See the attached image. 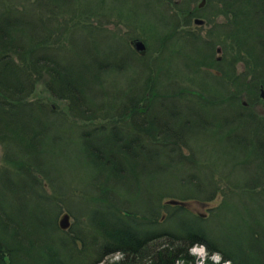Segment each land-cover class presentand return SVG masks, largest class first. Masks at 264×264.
Masks as SVG:
<instances>
[{"label":"trees","instance_id":"trees-1","mask_svg":"<svg viewBox=\"0 0 264 264\" xmlns=\"http://www.w3.org/2000/svg\"><path fill=\"white\" fill-rule=\"evenodd\" d=\"M7 1L0 0V143L5 159L14 168V172L7 169L1 170L0 166V264H194L196 260L189 249L197 242L206 245L211 253H221L223 258L231 264H264V249L256 250L254 255V247H238V243L235 242L226 243L228 247L221 245L207 226L210 220L219 215L223 206L227 204L226 201L229 202L235 196L246 194L252 197L257 194L259 200L264 201V165L257 168L258 178L253 183H249L247 179L233 181L229 175L214 170L206 178L203 174L197 175V172H204L207 162L205 161L204 166L195 162L197 160H186V156L180 153V146L183 147V145L179 143V140L180 137L186 140L188 133L184 127L191 125L189 121L183 123L181 111L175 114L178 117L177 125L163 123L159 120V115L148 113L153 106L146 105L143 99L154 96L151 91L148 94V91L159 82L153 85L148 83L151 80L150 74L146 78L144 91L135 98V103L130 107L123 106L121 112L124 117L127 114L132 119L136 118L135 116L139 119V114L142 112L148 113L149 117L145 115L144 122L150 125L149 120L154 121L158 129L161 125L165 126L170 139H174L173 143L170 139H161L160 130L156 138L154 135L156 130L148 125L145 127L153 129V133L145 134V130L142 128L139 130L138 127L126 128L119 125L118 121H114L111 127L106 124L96 126L89 130L91 132H88L87 136L92 140L93 131L95 133L103 129L116 130L124 140L113 144L110 138H102V145L108 150H115V153L127 161L126 165L129 169L131 162L127 154L123 152L127 147L133 152L132 155L136 160L160 162L162 170L179 165L188 167L190 172L192 167H196L195 169L199 170L193 172L192 181L181 182L183 186L195 187L196 192L187 194L163 192L156 196L152 194L147 208L139 210L122 205L120 202L124 195L116 192L115 187L106 180L102 185L103 193L97 192L92 197L89 212L74 214L65 203V197L68 194L63 192L60 194L64 198L63 202L67 209L58 207L56 201L59 199L43 191L41 179L34 173L39 171L54 187L55 184L42 170L40 158L30 156L38 150L46 135L48 124H52V119L56 117L53 114L55 111L49 110L41 99H30V96L38 81L46 78L45 75H47L48 78L45 80L47 90L55 99H66L72 113L86 116L98 106L91 108V104L85 98V91L91 90L90 82L86 79L82 80L86 76L82 74L81 77L80 74L75 83L74 75L78 76V71L73 67H63V62L57 59L59 57L57 52L54 57L52 56L54 52L50 51L57 48L63 50L64 46L63 37L55 36L54 16L50 14L57 12L55 17H61L58 14L62 13L60 11L63 9V3H70L71 0H31L25 9H18ZM214 1H217L219 5L213 12L214 18L222 17L224 22L219 23L215 19L205 20V24L213 23L206 33L207 37L203 38L199 30L204 26H198L193 30H180L182 25L180 14H185L184 24L190 26L194 17L199 16L200 13L197 9L178 7L176 11L179 14L163 16L162 20L168 30L165 38L160 39L159 49L162 51L171 39H176L182 46L191 49L192 55L185 56L187 68H192L194 64L195 67L192 69L194 73L205 72L207 79L216 81L220 79L219 77L228 75L221 70L220 75L211 73V68L218 60L216 57L218 46L224 50L219 63L227 61L226 66L233 72L228 75L229 81L237 90L228 89L227 85L222 90L206 89L205 93L210 95V105L205 108L231 106L234 111H240L242 119L238 120L236 127L231 129L229 134L238 129H247L249 137L238 136L235 139L247 141L249 144L254 138L264 137V115L259 114L261 120L254 122L257 119L253 109L242 105L243 96L235 83L243 86L249 77H252L247 84L249 83L248 87H251L257 98L247 101L252 107L258 100L264 105V99L259 92L260 85L264 84V0H207V3L211 5L216 3ZM103 2L105 0H99V4ZM97 8L98 6L87 9L78 8L87 17H82L81 22L84 19L89 21L86 28H99L96 22L93 23ZM60 28L64 29L63 26ZM249 32L253 34L251 38H247ZM133 53L139 57L137 58L140 63L143 62L142 58L147 56V54L141 56ZM258 56H261L260 60ZM239 63L246 66V71L236 74L235 66ZM165 68L162 65L160 70V75L163 77L160 81H168V85L162 87L165 90L163 92L166 93L164 98L161 97L162 101L169 98L180 100L187 95L189 88L176 83L179 80L178 74L173 70L167 71ZM182 79H187L186 82L193 85L197 82L190 78L189 73L188 77L185 75ZM158 98H153L155 105L158 103ZM205 103H207L206 95ZM119 108L120 106L116 105L114 110ZM110 113V110L103 113L106 121L110 118L108 116ZM129 117L127 116L128 119ZM259 158L264 162V156ZM201 165L202 168H198ZM31 177L33 180H30ZM120 179L122 177L115 175L113 182L122 185L123 183L118 182ZM230 181L233 185H229ZM224 187L227 188L223 189ZM257 188H259L258 191L255 190ZM234 189L240 192L235 193ZM35 192L46 195L57 204L58 210L52 225L40 228L41 217L37 212H31L27 208L25 200L32 194L38 197ZM165 194L184 201H212L221 195L224 204L212 208L205 218L187 206L164 204L167 200H165ZM61 196L59 197L62 200ZM162 197L164 201L162 200L161 205ZM15 200L16 204H13ZM154 200H157V203L153 206ZM66 212L70 214L73 221L68 230H63L58 221ZM26 216L33 219L32 223L25 221ZM81 217L84 218L83 222L91 234L82 228ZM259 223L264 226V218L259 220ZM171 224H176V229L171 227ZM10 228H12L11 231ZM261 231H264V228L255 230L250 235L257 246L263 245L264 242ZM88 253H91L90 258L84 259L83 257ZM115 253L123 255L121 260L115 263L107 262V258Z\"/></svg>","mask_w":264,"mask_h":264},{"label":"rangeland","instance_id":"rangeland-1","mask_svg":"<svg viewBox=\"0 0 264 264\" xmlns=\"http://www.w3.org/2000/svg\"><path fill=\"white\" fill-rule=\"evenodd\" d=\"M201 1L105 0V2L99 4V0H71L70 3H63V9L60 11L62 13L58 14L61 17H55L57 12L50 14L54 16L55 24L53 27L56 29L55 36H62L64 43L63 50L59 48L50 50L54 52L52 56L55 57L57 52L59 56L57 59L63 62V67H73L78 71V77L80 74L81 77L82 74L86 76L82 80L86 79L90 82L91 90L85 91V98L91 104V108L98 106V108L86 114L88 118H93L92 120L84 119L83 117L86 116H81L78 113H72L66 99H55L47 90L45 85V80L48 78L47 75H45L46 78L38 81L33 94L30 96V99H41L49 110L53 109L55 111L53 114L56 117L52 119V124H48L46 135L37 148L38 150L30 156L31 158L34 156L40 158L42 170L55 184L54 187L39 171L34 173L41 179L43 191L59 199V201H56L59 208L64 207L67 209L63 202L64 198L60 194L63 192L68 194L65 197V203L74 214L80 215L89 212L92 197L97 192L98 194L103 193L102 185L106 180L115 187L114 190L116 192L124 195L123 200L120 202L122 205L139 210L147 208L152 194L156 196L163 192L177 194L196 192L195 187L181 184L182 181H192L193 172L199 170L195 169L196 167H192L190 172L188 167H180L179 165H173L168 169L162 170L160 162L136 160L132 155L133 152L127 147V149L124 148L125 151L123 152L127 154L126 156L131 162V168L129 169L126 165L127 161L122 159L118 153H115V150H108L106 146L102 145V138H110L113 144L124 140L122 135L118 134L116 130L103 129L95 133L93 131L92 140L87 136L88 132H91L89 130L94 129L96 126L100 127V125L106 124L111 127L114 121H118L119 125L126 128L131 126L132 129L139 127V124L145 126L144 121L141 123V119H137V116L132 119L126 114L124 117L121 111L124 108L123 106L130 107L135 103V98L144 91V85L147 83L146 78L149 74L151 80L148 83L153 85L159 82L155 84L152 90L148 91V94L151 91L154 96L143 99L146 105L153 106L148 113L159 115V120L163 123L177 125L178 117L175 114L181 111L183 123L189 121L191 125L184 127L188 133L186 140L183 137H180L179 140V143L184 147L180 146V153L186 156V160H196L195 154L202 160L195 162H199L204 166L205 161L207 162L204 172H197V175L203 174L206 178L214 170L221 174L229 175L233 181L235 179H247L249 183H253L258 178L256 170L260 165H264V162L259 158L261 156L247 144V141L235 139L238 136L249 137V131L247 129H238L232 131L231 135L229 134L232 129L230 127L231 121L236 118V112L233 107L205 108V106L210 105V95L205 93L206 89L222 90L226 88L222 83H226L228 89L237 90L233 83L229 82L228 75L233 74V72L226 66L227 61L219 63L217 60L213 68H211L213 75H219L220 70L228 74L219 77L220 79L218 78L219 80L216 81L210 78L207 79L205 72L194 73L192 70L195 67L194 64H191L192 68H187L185 56L192 55L191 49L182 46L181 42L176 39H171L167 47H163L162 51L159 49L160 39L165 38L168 30L162 20L163 16L166 17L168 14L178 13L176 11L178 7H188L191 10L197 9L200 13L197 17L205 20L215 19L213 12L219 6L217 1H214L216 3L211 5L206 3L205 6L200 8L199 4ZM30 2L31 0L7 1V3L13 4L18 9H25ZM97 6V13L93 17V23L96 22L99 28H86V24L89 21L84 19L81 22L83 20L82 17H87L78 8L87 9L96 8ZM99 12L100 14H98ZM184 15L180 14L182 21L180 30H193L198 27L193 23L194 19L190 26H185ZM215 20L219 23L224 22L222 17ZM74 24L75 26H73ZM212 25L213 23H207L200 26H204L199 29L203 38L207 37L206 33ZM61 26L64 27L63 30L60 28ZM66 27H68V31L65 32ZM252 35V32H249L247 38ZM138 38L144 41L147 51V56L142 58L143 62L141 63L138 61L139 57L133 55V52L137 54L138 51L136 52L133 49L132 42ZM222 51L224 54V50H221V53H216L217 58L222 56ZM257 58L260 60L261 56ZM162 65L166 67L167 71L173 70L174 73L178 74L179 80L176 83L189 88V92L185 96L190 97L189 101L185 97L180 100L169 98L162 101V98L166 95L162 87L168 85L167 80L164 79V82L160 81L163 79L160 75ZM241 71H246V66L243 63L235 66L236 74L241 73ZM188 73L191 79L197 81L195 85L186 82L187 79H182L185 75L188 77ZM66 77H69V75H66ZM250 78L252 79V77H249L247 82L250 81ZM74 82L76 83V77ZM205 95L207 96V103H205ZM157 97H159L158 103L155 105V99L153 98ZM245 100L247 98L243 97L242 101ZM113 104L120 106L119 110H114L116 105ZM107 107L108 109H105ZM106 110L111 112L108 114L110 118L107 121L104 119L105 115L103 114ZM148 113L142 112L138 114L141 117L145 115L149 117ZM149 122L153 128L154 121L149 120ZM161 126H159V129H154L156 130V138H158L160 130L161 139H170L169 133L165 131L166 127ZM170 142L173 143L174 139H170ZM202 165L198 166V168L201 169ZM0 166L1 170L7 169L12 171V173L14 172V168L5 159L1 143ZM115 175L122 177L118 181L123 183L122 185H117L113 182ZM30 180H33V177ZM229 185H233V183L231 182ZM226 188L224 187L223 189ZM234 192L239 193L240 191L234 189ZM35 193L38 194V197L32 194L25 200L27 208L31 212H37L41 217L40 228L52 225L58 210L57 204L42 193ZM59 196L62 197V200ZM164 197L166 200L171 198L172 195L165 194ZM163 199L162 197L161 205ZM156 203L157 200H154L152 205L154 206ZM226 203L219 215L207 223L213 236L221 245H226L227 247L226 243L228 242L238 243V247H254V255L256 250L264 249V242L263 245L257 246L250 237L253 231L264 228L263 224L259 223V220L264 218V201H260L257 194L252 195V197L245 194L235 196L229 202L226 201ZM13 204H16V200ZM221 204L223 205L224 201L220 197L205 206L196 200L189 202L192 210L202 214H205L209 207L220 206ZM83 220L84 218L81 217L82 228L91 234ZM25 221L32 223L33 219L26 216ZM176 226V224H171V227L175 229ZM11 230L12 228H10ZM261 232L264 235V231ZM206 250L207 260L203 264H208V262L227 264V262H230L228 260L227 262H217L215 258L219 256L214 253H209L208 255L207 247ZM189 251L194 260H196L194 264L200 263L199 259L194 256L193 250L190 248ZM90 256L91 253H88L83 258L89 259ZM122 257V254L115 253L110 255L106 261L115 263L120 261Z\"/></svg>","mask_w":264,"mask_h":264},{"label":"bare ground","instance_id":"bare-ground-1","mask_svg":"<svg viewBox=\"0 0 264 264\" xmlns=\"http://www.w3.org/2000/svg\"><path fill=\"white\" fill-rule=\"evenodd\" d=\"M76 78H78V76H76V75H74ZM74 77V78H75ZM230 82V81H229ZM224 86L225 85H227L226 83H222ZM236 84V86L238 87V88H240L239 90H240V93L242 94V96L246 99L247 98V100H250V101H253V100H255L257 97L256 96H254V93H253V90H251V87H248V84L247 83H245L243 86H241V84L240 83H235ZM236 112V118L233 120V121H231V125H230V127L233 129L234 127H236V125H237V122H238V120L239 119H242V114H241V112L239 111H235ZM255 119H256V117H255ZM255 123L256 122H258V121H254ZM253 122V123H254ZM142 129L143 130H145V134L146 133H153V129H151V128H148V127H142ZM155 135V134H154ZM159 135V134H158ZM174 152V151H173ZM188 153V152H187ZM194 156H195V158H196V160L197 161H202V160H200L195 154H194ZM173 199V198H172ZM164 204H165V202H164ZM168 205H171V206H174V205H177V204H168ZM191 249L193 250L192 252H193V254H194V256H196L198 259H199V262L200 263H198V264H203V263H205L206 262V260H207V250H206V245H204L203 243H200V242H197V243H194L193 245H191ZM209 253H211V252H209L208 251V255H209ZM214 254H216L217 256H219V257H216L215 258V261H217V262H227V260H225L224 258H223V255H221V253H219V252H213ZM212 253V254H213ZM221 256V257H220ZM208 264H210V262H208ZM227 264H231V263H228L227 262Z\"/></svg>","mask_w":264,"mask_h":264},{"label":"water","instance_id":"water-1","mask_svg":"<svg viewBox=\"0 0 264 264\" xmlns=\"http://www.w3.org/2000/svg\"><path fill=\"white\" fill-rule=\"evenodd\" d=\"M206 3V0H202L201 3L199 4V7H203ZM195 24L197 25H203L205 23V20L204 19H201V18H196L195 19ZM133 45L135 47V49L140 53V54H145L146 53V45L145 43L141 40V39H135L133 42ZM218 52H221V49L218 48ZM220 59V57H219ZM263 92H262V96L264 97V89H262ZM189 202L190 201H181V200H178V199H168L165 203L166 204H179V205H184V206H187L190 208L189 206ZM202 203L203 206H205L207 203H204V202H200ZM59 226L60 228H62L63 230H68L71 226V216L69 213H64L60 216L59 218Z\"/></svg>","mask_w":264,"mask_h":264},{"label":"flooded vegetation","instance_id":"flooded-vegetation-1","mask_svg":"<svg viewBox=\"0 0 264 264\" xmlns=\"http://www.w3.org/2000/svg\"><path fill=\"white\" fill-rule=\"evenodd\" d=\"M243 104L246 106V107H251L253 108L254 112V116L256 117L257 121L259 122L261 120V117L259 116V114L261 116L264 115V105L261 103L260 100H258L252 107V105H250L249 102H243ZM144 117H141L139 116V119L143 120ZM144 121V120H143ZM145 123V122H144ZM143 123V124H144ZM142 127H145V126H141L139 125V130L142 128ZM258 130V129H257ZM258 139V140H257ZM257 139H253L251 141V143H249L248 145L251 146L255 152H257V154L259 156H264V137L263 138H257ZM261 140V141H259ZM256 191L259 190V188L255 189ZM221 199H223V196H220ZM207 213L208 212H205V216H207Z\"/></svg>","mask_w":264,"mask_h":264},{"label":"built area","instance_id":"built-area-1","mask_svg":"<svg viewBox=\"0 0 264 264\" xmlns=\"http://www.w3.org/2000/svg\"><path fill=\"white\" fill-rule=\"evenodd\" d=\"M230 263V262H229Z\"/></svg>","mask_w":264,"mask_h":264}]
</instances>
